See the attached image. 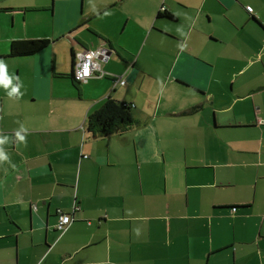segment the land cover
Instances as JSON below:
<instances>
[{"label": "crops", "instance_id": "crops-1", "mask_svg": "<svg viewBox=\"0 0 264 264\" xmlns=\"http://www.w3.org/2000/svg\"><path fill=\"white\" fill-rule=\"evenodd\" d=\"M254 19L264 27V0H0V59L23 93L8 117L0 86V264H264ZM19 37L49 42L6 56ZM104 41L117 52L99 60L107 74L74 84L77 53ZM108 98L132 122L86 131ZM56 210L71 215L62 229Z\"/></svg>", "mask_w": 264, "mask_h": 264}, {"label": "trees", "instance_id": "trees-1", "mask_svg": "<svg viewBox=\"0 0 264 264\" xmlns=\"http://www.w3.org/2000/svg\"><path fill=\"white\" fill-rule=\"evenodd\" d=\"M155 16H165L166 18L173 17L164 8H159L156 11ZM255 22L258 23L264 30V27L257 20H255ZM48 42L49 39L47 37L12 38L9 41L8 50L5 55H30L46 46ZM70 77L74 84H77V82L72 78V69L70 71ZM199 106L200 103H195L184 109L183 112L194 111ZM130 109V104L108 98L102 103L99 108L88 114L85 123V129L92 134L104 135L113 130L122 128L132 122ZM235 206L236 205H228L226 207L231 211L233 208H235Z\"/></svg>", "mask_w": 264, "mask_h": 264}, {"label": "built area", "instance_id": "built-area-1", "mask_svg": "<svg viewBox=\"0 0 264 264\" xmlns=\"http://www.w3.org/2000/svg\"><path fill=\"white\" fill-rule=\"evenodd\" d=\"M246 10L250 11V5H245ZM105 55L104 51L100 46L95 47H85L80 52L77 53V58L72 63V78L76 82H80L90 76H102L106 75L99 67V60ZM113 84L116 82L122 83L124 80L118 74L110 75ZM77 208L74 204L73 209ZM57 221L55 224L56 229H62L71 219V215L68 212H63L61 210H56Z\"/></svg>", "mask_w": 264, "mask_h": 264}, {"label": "clouds", "instance_id": "clouds-1", "mask_svg": "<svg viewBox=\"0 0 264 264\" xmlns=\"http://www.w3.org/2000/svg\"><path fill=\"white\" fill-rule=\"evenodd\" d=\"M15 79L19 80V77H15ZM0 86L8 91L9 97L19 98L23 95V93L20 92V86L18 84H13V78L9 77L7 74V65L2 60H0ZM21 131L27 132V129L21 125L20 131L16 132V138L20 142H26L25 136L21 135ZM6 139V137H0V144H3ZM4 161H8V156L0 149V163ZM12 167H15V165H12Z\"/></svg>", "mask_w": 264, "mask_h": 264}, {"label": "rangeland", "instance_id": "rangeland-1", "mask_svg": "<svg viewBox=\"0 0 264 264\" xmlns=\"http://www.w3.org/2000/svg\"><path fill=\"white\" fill-rule=\"evenodd\" d=\"M65 44H66V41L62 40V41H60V43L58 45L61 46V47H63ZM0 60H6V61H4V63L7 65V71L10 69V67L13 68L12 62L8 61V59H0ZM12 70H13V72L12 71L11 72H12V76H13V73L16 72V70L15 69H12ZM11 72L10 73H7V74L10 76L11 75ZM2 102L4 104L3 105V111H4V113H6V115L8 117H11L10 112H11V109H12L13 106L16 108V110H19V108L21 107V103H20L21 102V99H20V97L19 98L9 97L7 90H6V94H4V97H3V101ZM216 112H218V109H216ZM0 126L3 127L2 130H1V132L3 134H6L5 129L9 126V123L4 122Z\"/></svg>", "mask_w": 264, "mask_h": 264}, {"label": "water", "instance_id": "water-1", "mask_svg": "<svg viewBox=\"0 0 264 264\" xmlns=\"http://www.w3.org/2000/svg\"><path fill=\"white\" fill-rule=\"evenodd\" d=\"M101 47V49L104 51L105 55L103 56V60H106L110 54L112 53L114 56L117 55V52L115 50V48L111 45V44H108V42H102L100 43L99 45ZM85 48V47H84ZM72 69V68H71ZM95 135V134H94Z\"/></svg>", "mask_w": 264, "mask_h": 264}]
</instances>
